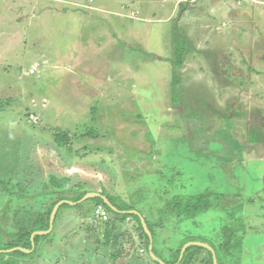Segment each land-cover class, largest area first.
<instances>
[{"label": "rangeland", "instance_id": "374dc122", "mask_svg": "<svg viewBox=\"0 0 264 264\" xmlns=\"http://www.w3.org/2000/svg\"><path fill=\"white\" fill-rule=\"evenodd\" d=\"M51 177L141 211L155 252L159 239L164 250L182 243L174 195H223L227 206L186 230L209 243L236 210L238 264H264V0H0L2 232L49 204L41 191ZM80 208L60 211L79 232L61 240L54 227L57 237L21 264H153L134 253L123 263L126 220L94 246L95 209Z\"/></svg>", "mask_w": 264, "mask_h": 264}, {"label": "trees", "instance_id": "16d2710c", "mask_svg": "<svg viewBox=\"0 0 264 264\" xmlns=\"http://www.w3.org/2000/svg\"><path fill=\"white\" fill-rule=\"evenodd\" d=\"M185 41L177 42L175 47V69L179 68L181 63L183 62L185 55L187 53L186 49L184 48ZM176 73L174 72V85L173 89L176 86ZM64 137H60V141L62 143H65ZM61 142H57V144L61 145ZM257 140L254 139L251 141V143H256ZM70 179L62 178L58 179L56 177H51L47 184H45L42 192V198L47 199L48 198V205H41L40 210L37 211L38 214H32L33 211L32 207L29 208L28 213L32 214V217H29L27 220L18 221L13 224V226L8 228L5 233L1 231L2 225L0 224V238H3V240H0V250H11L14 248H22L25 250L31 251L30 253H25L23 251H14L10 253H2L0 254V264H21V262L25 259H31L35 258L38 255V248L39 246L44 242H50L52 238L54 237L53 232L54 229L48 234V235H37L33 239V245L34 248H32V242H31V235L34 232L38 231H47L49 229V218L50 213L54 207L55 204H57L61 200H67L70 202H77L79 201L88 191H84L81 189V186L78 184L77 186L71 187L69 185ZM66 191H71L73 196H66L64 193ZM99 194L102 196H105L109 202L118 210L122 212H127L131 210H136L134 206H131V204H123L118 203L117 198L113 197L104 191H99ZM187 193H194L188 191ZM55 194L58 195V197L50 202V197L54 196ZM223 200V195H216L212 193H199L194 195H174L170 202L171 207V213L173 214L174 221V232L177 237L182 236V243L179 244L178 247L175 249H168V257H165L162 259L159 257L156 252H153L156 257L163 260L165 264H194V257L196 255H199L202 257L200 264H213L212 262V254L197 246H190L186 248L182 259L180 262H178L180 257V252L184 244L189 242H201V243H207L206 241H200L199 235H193L186 230L187 224L190 222L191 224L195 225L197 220L196 217L202 213L208 212L212 209H217L216 207L220 206ZM219 201V203H218ZM88 203L92 204L94 209L101 205L104 207V209L107 210L109 214V219L105 222H103L102 225H98V222L102 223L100 220L96 219V243L107 244L106 242L110 240V234L111 229L114 228L113 225L117 221H125L126 219H131L134 221V225L131 226V229L127 230L125 235L128 236L127 244H129V247L132 248V252L136 251L139 247L144 248L146 255L148 256V246H149V238L145 234L140 219L137 215L129 214V213H116L110 210L108 206L100 199V198H91L83 203L75 205L77 208H80L82 204ZM227 206L228 204H223L222 206ZM75 206H70L68 204H63L58 209L55 219L53 228L56 225V222L59 219L60 211L62 208H73ZM223 209L226 208L223 207ZM242 212V207L240 208ZM239 211V213H241ZM243 216L238 215L236 210H228L226 211L225 215L222 217L223 225L220 228V231L215 233V237L210 240L209 243H207L212 249L214 250L216 260L218 264H238L239 262V252L242 247V233L244 231V223L242 220ZM165 222H168L167 217L164 218ZM146 221V224L148 221ZM161 222H163L161 220ZM164 222V223H165ZM147 227L149 231L152 234L153 237V230L150 228V226L147 224ZM189 228V227H188ZM244 235V233H243ZM5 237V238H4ZM137 243L136 244V239ZM185 239V240H184ZM105 242V243H104ZM142 242V244H141ZM119 254H114L110 256L111 260H115L118 258ZM130 256L127 255L126 258ZM149 257V256H148ZM150 259V258H149ZM153 264H158L155 261H152Z\"/></svg>", "mask_w": 264, "mask_h": 264}, {"label": "water", "instance_id": "95a60500", "mask_svg": "<svg viewBox=\"0 0 264 264\" xmlns=\"http://www.w3.org/2000/svg\"><path fill=\"white\" fill-rule=\"evenodd\" d=\"M91 198H100L105 204L106 206H108L110 208L111 211L113 212H116V213H129V214H134V215H137L140 219V222H141V226L145 232V234L148 236L149 238V246H148V256L149 258H151L153 261L157 262L158 264H165L163 260L159 259L158 257L155 256L154 252H153V237H152V234L151 232L149 231L148 227H147V224H146V221L144 220V218L140 215V213H138L137 211H127V212H122V211H118L110 202L109 200L105 197V196H102L101 194H99L98 192H88L86 193L79 201L77 202H70V201H67V200H61L59 201L57 204L54 205L51 213H50V218H49V229L47 231H38V232H34L32 235H31V242H32V248H34V245H33V239L35 236L37 235H40V236H44V235H48L52 229H53V224H54V219H55V216H56V213L58 211V209L60 208V206H62L63 204H68L70 206H75L77 204H80V203H83ZM190 246H197V247H201L207 251H209L211 254H212V262L213 264H218L217 263V260H216V256H215V253H214V250L212 249V247H210L208 244L206 243H201V242H189V243H186L182 249H181V252H180V257L179 259L181 260L182 259V256L186 250V248L190 247ZM23 251L25 253H30L31 251L29 250H25V249H22V248H14V249H11V250H0V254L2 253H10V252H14V251ZM180 260H178V262H180Z\"/></svg>", "mask_w": 264, "mask_h": 264}, {"label": "crops", "instance_id": "0c3cea01", "mask_svg": "<svg viewBox=\"0 0 264 264\" xmlns=\"http://www.w3.org/2000/svg\"><path fill=\"white\" fill-rule=\"evenodd\" d=\"M247 2H254V3H257L259 0H246ZM260 2H262V1H260ZM88 192H90V191H88ZM79 209H81V208H79ZM79 209H77V211L79 210ZM76 210V209H75ZM141 212V211H140ZM139 212V213H140ZM140 215H142L143 216V218H144V215L143 214H141L140 213ZM61 216V215H60ZM60 216H59V219H58V221H57V226H55V232L56 233H58V235H59V232H61V240L63 239V237H64V234L65 233H70V231H72V230H77L78 232L80 231V229H79V227H76L77 225V223H78V221H79V219L78 218H76V216H74V218L72 217V219L71 218H69L70 219V221H64V220H61L60 219ZM146 217V216H145ZM76 218V219H75ZM126 221L128 222L127 223V225L128 226H132V225H134V221H132L131 219H126ZM116 223H118V222H116ZM116 223H115V225H116ZM102 225L103 223H100V222H98V225ZM73 225V226H72ZM79 225V224H78ZM115 225H113L114 227H115ZM76 227V228H73L72 229V227ZM78 232H76V234L78 233ZM96 232H97V230L94 232H90V235H88V236H90V237H94V242H93V244H94V246H97L98 248H100V247H103V246H99V245H102V243L103 242H101V243H96V239H95V237L97 236L96 235ZM111 233H112V230H111ZM164 236H165V234L164 233H162ZM70 235V234H69ZM71 235H75V234H71ZM110 236H112V234H110ZM114 236H115V234H114ZM54 237H57L56 236V234L54 233ZM112 239V238H111ZM134 239H136V244H138L137 243V238L136 237H134ZM60 240V241H61ZM108 242V241H107ZM106 242V243H107ZM157 241H156V239H155V243H156ZM105 243V242H104ZM163 243H164V239H159V241L157 242V247H160V245H162V247H160V248H158L157 250V252H156V254L159 256V257H161L162 259H164V257H168V252H167V250H164V246H163ZM141 244H142V242H141ZM153 248H154V245H153ZM95 250H97L96 248H95ZM138 252H139V255L138 256H136V253H135V251L134 252H131V254H130V256H128L127 257V259H126V261H124L123 263H125V262H128L129 260H130V258H131V256H132V254L134 253V256L132 257V259H135V260H140L139 258H140V256H145V250H144V248H142V247H139L138 248ZM107 260V259H106ZM107 261H109V260H107ZM145 263L146 264H148L147 263V261H145Z\"/></svg>", "mask_w": 264, "mask_h": 264}, {"label": "built area", "instance_id": "2783aa9c", "mask_svg": "<svg viewBox=\"0 0 264 264\" xmlns=\"http://www.w3.org/2000/svg\"><path fill=\"white\" fill-rule=\"evenodd\" d=\"M30 73H33V71H30ZM95 215H96L98 220L103 221V222H105L109 219V214H108L107 210L104 209V207L101 205H98L95 208Z\"/></svg>", "mask_w": 264, "mask_h": 264}, {"label": "clouds", "instance_id": "9594fccd", "mask_svg": "<svg viewBox=\"0 0 264 264\" xmlns=\"http://www.w3.org/2000/svg\"><path fill=\"white\" fill-rule=\"evenodd\" d=\"M142 216V215H141ZM143 217V216H142Z\"/></svg>", "mask_w": 264, "mask_h": 264}]
</instances>
